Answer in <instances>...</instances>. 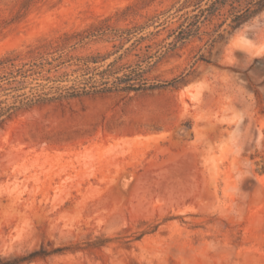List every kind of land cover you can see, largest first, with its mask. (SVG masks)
<instances>
[{
    "label": "rangeland",
    "instance_id": "obj_1",
    "mask_svg": "<svg viewBox=\"0 0 264 264\" xmlns=\"http://www.w3.org/2000/svg\"><path fill=\"white\" fill-rule=\"evenodd\" d=\"M255 3L0 0V264H264ZM87 55L157 86L57 97Z\"/></svg>",
    "mask_w": 264,
    "mask_h": 264
},
{
    "label": "trees",
    "instance_id": "obj_2",
    "mask_svg": "<svg viewBox=\"0 0 264 264\" xmlns=\"http://www.w3.org/2000/svg\"><path fill=\"white\" fill-rule=\"evenodd\" d=\"M255 4L258 8L264 7V0H255ZM240 16L235 15L233 18V27L238 26L240 22ZM78 68L79 78L74 79L71 85H57L54 87L57 97H75L80 95H86L95 92H104L110 90H121V91H139L146 89H153L157 84L148 83L144 77L145 71L140 66L131 68L127 67H115L113 63H109L107 68L99 69L101 66L98 65V57L87 55L84 57H78L75 59ZM35 65V64H33ZM17 70V74L26 77L27 71L31 70ZM122 71L119 76L117 73ZM11 74V73H10ZM67 75L66 73L64 74ZM14 76V75H13ZM98 76L99 78H96ZM109 77H113V80L109 82ZM58 80V79H57ZM60 81V80H58ZM42 98L41 95H37V99ZM24 101V100H22ZM10 107L0 108V115L4 114Z\"/></svg>",
    "mask_w": 264,
    "mask_h": 264
}]
</instances>
